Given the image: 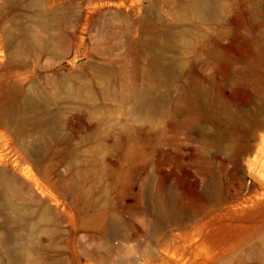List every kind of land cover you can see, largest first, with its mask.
Listing matches in <instances>:
<instances>
[{"label": "rangeland", "instance_id": "obj_1", "mask_svg": "<svg viewBox=\"0 0 264 264\" xmlns=\"http://www.w3.org/2000/svg\"><path fill=\"white\" fill-rule=\"evenodd\" d=\"M33 1L0 0V101L18 89L10 72L22 69V137L29 149L42 146L25 154L20 133L0 123V243L15 230L6 217L19 211L20 264H264V0H214L224 8L218 21L181 23L185 45L169 42L170 74L155 93L163 109L150 117L127 88L148 87L142 30L180 25V0H45L49 26L23 7ZM19 26L26 52L11 66ZM232 42L224 56L208 52ZM219 58L231 61L226 72ZM103 67L118 73L116 92L95 75ZM43 118L50 138L35 127ZM7 177L19 193L1 184Z\"/></svg>", "mask_w": 264, "mask_h": 264}, {"label": "bare ground", "instance_id": "obj_2", "mask_svg": "<svg viewBox=\"0 0 264 264\" xmlns=\"http://www.w3.org/2000/svg\"><path fill=\"white\" fill-rule=\"evenodd\" d=\"M10 7L16 8L20 7L21 4L17 3V0H4ZM19 1V0H18ZM45 0H34L30 4L24 5L23 7L27 10H32L35 13V17L37 20L44 26H49L48 19L44 15V11L42 9L43 3ZM216 1V0H215ZM214 0H180V2L177 3L176 6V13L178 16L175 18V22L180 25L176 27H157V24H149L146 25V27L142 30L144 32V39L142 41V47L145 54L150 58L149 59V67H150V73L148 72V87L145 89H140L136 85H128V98L133 103L134 109L142 116L150 117L153 114H156L159 110L163 109V103L162 100L156 95L157 91L159 90L160 86L162 85V78L167 77L170 74V70L168 67L164 65V58L168 56V53H170L174 46L170 45L169 42L176 43L178 45L181 44L184 46V42L181 41V36L184 35V30L181 27L182 22H200V23H206L207 20L212 19L213 21H218V18L220 16V13L224 12V8L215 5ZM169 3H172V0H168ZM23 4V3H22ZM173 5V4H172ZM24 9V10H25ZM103 9V6H98L95 8V12L101 13ZM26 10V11H27ZM9 20H11L9 18ZM19 30L21 32V38L19 44L20 49L19 50H12L10 53V65L13 66L12 61L15 60L17 56L24 58L25 52H26V45H27V38L25 37V34L23 35L24 31L21 26H19ZM3 36L6 39L7 44L13 45L15 43V37L14 33L9 29H2ZM63 33L60 29V32L58 34L59 37H62ZM60 46H55V48H59ZM236 48L235 42H232L229 46L225 47L222 45H211L210 48H208V52L213 55L214 53H219L220 56H224L223 53L227 51H233V49ZM53 52V51H52ZM56 53V52H55ZM60 53V52H59ZM58 55H61L58 54ZM57 56V53L56 55ZM59 57V56H57ZM220 71L226 72L228 70V66L231 65V61L229 64V61L219 58L218 59ZM8 69V66H7ZM22 70V69H21ZM18 71V72H10L11 75V81L12 86L15 88L18 87V89L15 91L14 89H7L6 92H4V95H2V100L0 101V110L2 111L0 115V123H4L5 125L11 124L15 128V130L20 133V148L21 150L28 155L37 156L42 151V146L40 143H35L33 146L29 147L24 142L22 136H24L26 128L28 127L29 118L23 111L22 107H25V104L27 103L26 97H25V85L27 82V76L25 73ZM95 75L98 76L102 75L104 77L103 79L106 80V86L105 90L107 92H114L112 90V81L115 80L116 75L118 76V73L109 67H103V68H96L94 70ZM170 77V76H169ZM110 81V82H109ZM109 82V83H108ZM108 84V85H107ZM194 88H197L194 86ZM116 92V91H115ZM156 93V94H155ZM204 94V93H203ZM17 98V101H16ZM205 100V94L204 99H202L200 104H198V107L201 109H206V107L203 105V101ZM20 106V109L22 111H18L17 108ZM19 114V115H18ZM206 115L208 118L212 119L211 115L206 112ZM42 120V121H39ZM38 123L36 121V129L38 131L42 132L43 136L45 138L52 137V130L45 131L46 128H50L51 121H46L45 118L39 119ZM250 119H241L239 123L242 125H248ZM253 122V121H252ZM215 143H218V146L221 145L222 142L216 139H212ZM222 148V147H221ZM29 149V150H28ZM27 150V151H26ZM240 150L236 149L235 155H239ZM170 159V158H169ZM182 180V178H181ZM1 184H3L4 187H6L8 190L19 193L21 191V188L19 185L9 177L3 178L1 180ZM209 195L213 196L214 192L212 190L209 191ZM165 215H168V213H164ZM41 218L44 220H49L51 213L50 210L45 209L41 212ZM6 221L8 224H11L15 227V230L11 232L10 237H7L6 239H2L1 243L3 247L5 248L6 253V263L8 264H20L21 260V249H19L14 241H17L20 237L19 229L23 228L26 224L24 217L19 211H16L13 213L12 216H7ZM36 230H30L29 232L33 234L34 232H37Z\"/></svg>", "mask_w": 264, "mask_h": 264}]
</instances>
